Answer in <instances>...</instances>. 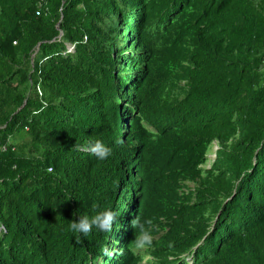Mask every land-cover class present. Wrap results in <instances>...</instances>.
<instances>
[{
	"label": "trees",
	"instance_id": "1",
	"mask_svg": "<svg viewBox=\"0 0 264 264\" xmlns=\"http://www.w3.org/2000/svg\"><path fill=\"white\" fill-rule=\"evenodd\" d=\"M0 264H264V0H0Z\"/></svg>",
	"mask_w": 264,
	"mask_h": 264
},
{
	"label": "clouds",
	"instance_id": "2",
	"mask_svg": "<svg viewBox=\"0 0 264 264\" xmlns=\"http://www.w3.org/2000/svg\"><path fill=\"white\" fill-rule=\"evenodd\" d=\"M217 148H215V151ZM90 151L97 156L98 159H107L111 155V148L102 141H95L90 145ZM214 158V156H213ZM114 221V213L111 210H106L97 214L94 217L79 216L78 220L70 221L68 228L72 232L89 234L93 228L101 231L109 230Z\"/></svg>",
	"mask_w": 264,
	"mask_h": 264
},
{
	"label": "built area",
	"instance_id": "3",
	"mask_svg": "<svg viewBox=\"0 0 264 264\" xmlns=\"http://www.w3.org/2000/svg\"><path fill=\"white\" fill-rule=\"evenodd\" d=\"M73 49H74V47H72V48L70 49V52H71Z\"/></svg>",
	"mask_w": 264,
	"mask_h": 264
},
{
	"label": "rangeland",
	"instance_id": "4",
	"mask_svg": "<svg viewBox=\"0 0 264 264\" xmlns=\"http://www.w3.org/2000/svg\"><path fill=\"white\" fill-rule=\"evenodd\" d=\"M214 155H211V157H213ZM208 168H210V165H208Z\"/></svg>",
	"mask_w": 264,
	"mask_h": 264
}]
</instances>
